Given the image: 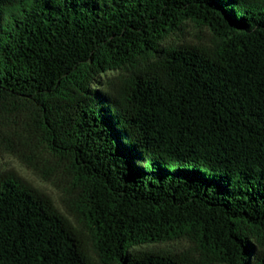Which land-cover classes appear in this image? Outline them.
<instances>
[{
  "label": "trees",
  "instance_id": "16d2710c",
  "mask_svg": "<svg viewBox=\"0 0 264 264\" xmlns=\"http://www.w3.org/2000/svg\"><path fill=\"white\" fill-rule=\"evenodd\" d=\"M1 151L0 264H264V0H0Z\"/></svg>",
  "mask_w": 264,
  "mask_h": 264
},
{
  "label": "rangeland",
  "instance_id": "374dc122",
  "mask_svg": "<svg viewBox=\"0 0 264 264\" xmlns=\"http://www.w3.org/2000/svg\"><path fill=\"white\" fill-rule=\"evenodd\" d=\"M212 34L206 27L197 26L191 22H184L180 30L170 34L163 44L182 45L190 44L195 46H206L211 41ZM121 72H106L100 76V83L95 85L94 88L106 90V85L112 80H115ZM45 156V154H44ZM11 170L16 173L20 178L29 183L40 193L46 195L54 207L64 216L71 220L68 216L64 205L63 196L59 187H55L52 183L44 181L38 174L27 168L16 156L0 152V172ZM72 221V220H71ZM190 247L189 243L185 240H176L172 242L146 244L134 248V250H151L155 252H171L179 253ZM87 250L91 257L94 258L90 244H87Z\"/></svg>",
  "mask_w": 264,
  "mask_h": 264
}]
</instances>
